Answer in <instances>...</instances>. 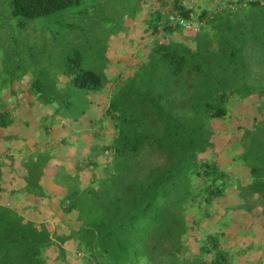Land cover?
<instances>
[{
    "label": "trees",
    "instance_id": "obj_1",
    "mask_svg": "<svg viewBox=\"0 0 264 264\" xmlns=\"http://www.w3.org/2000/svg\"><path fill=\"white\" fill-rule=\"evenodd\" d=\"M81 1L11 6L32 22ZM184 3L149 0L142 51L114 76L111 93V70L86 67L79 56L64 61L54 91L44 81L25 89L38 98L36 129L47 142L33 136L29 151L19 130L34 132L33 122L0 110V264H55L67 244L85 264H264V2L237 10L222 0L197 10ZM172 11L205 23L186 30L169 22ZM69 88L90 106L59 101ZM228 119L239 138L221 147L216 123ZM61 125L86 138L70 159L54 151L70 144V135L52 142ZM5 131L12 147L1 146ZM217 225L232 227L239 243L227 246Z\"/></svg>",
    "mask_w": 264,
    "mask_h": 264
},
{
    "label": "rangeland",
    "instance_id": "obj_2",
    "mask_svg": "<svg viewBox=\"0 0 264 264\" xmlns=\"http://www.w3.org/2000/svg\"><path fill=\"white\" fill-rule=\"evenodd\" d=\"M11 1L0 0V110L7 112L8 118L18 120L21 125H25L26 120L33 122L34 132H28L25 127L19 130L23 137L27 135V148L30 151L35 141L47 142V139L43 131L39 132L36 129L41 110L38 98L36 96L31 98L29 95L27 97L25 89L35 83H38L39 87L44 81L54 91L59 76L61 77L59 86L61 81L64 83L61 76L64 61L70 56H79L81 63L86 67L101 71L111 70L107 72L111 81L108 90L111 93L114 76L131 69L139 51H142L141 29L142 24L149 18V0H83L59 14L32 22L14 16ZM222 1H229L230 5L238 7L243 5L241 0ZM184 2L186 7L196 10L199 4L204 7L209 4V0ZM74 92L72 88L62 90L58 96L59 101L75 100L77 102L75 107L79 110L88 108L89 98L83 94L70 97ZM231 106L235 108L234 103ZM72 113L73 111L66 112L64 116L68 117ZM99 117L100 115H96V118ZM216 125L220 130L221 147L228 146L230 142L239 138L233 119L219 121ZM81 131L62 125L54 127L52 142H58L60 137L70 135V144L56 147L55 153L61 158L75 157L86 141L85 135L78 136ZM33 136L36 138L35 141ZM1 138L5 139L1 140V146L6 144L12 147L13 143H7L8 131L1 134ZM15 149L19 150V146H15ZM28 156L29 153H26V157ZM219 159L224 169L231 166V157L227 153L219 155ZM217 218L212 224L204 223L203 227L209 226L208 229L216 225ZM219 228L228 237L227 246L239 243V235L231 229L232 227L221 225ZM65 247V262L60 260L55 264H85L80 261L81 257L78 256L80 249L77 245L67 244ZM256 249L246 248V252H249L247 256L251 255V261L259 258Z\"/></svg>",
    "mask_w": 264,
    "mask_h": 264
},
{
    "label": "built area",
    "instance_id": "obj_3",
    "mask_svg": "<svg viewBox=\"0 0 264 264\" xmlns=\"http://www.w3.org/2000/svg\"><path fill=\"white\" fill-rule=\"evenodd\" d=\"M243 5L242 6H236V5H228L227 9H231V10H235V9H239L241 7H247L249 4L257 1V2H264V0H241ZM224 9V7H223ZM169 22L175 25H180L182 26L184 29L189 30V31H199L201 26L205 23V20L203 21H197V22H190L187 21L185 19H183L179 13H177L176 11H172L169 15Z\"/></svg>",
    "mask_w": 264,
    "mask_h": 264
}]
</instances>
